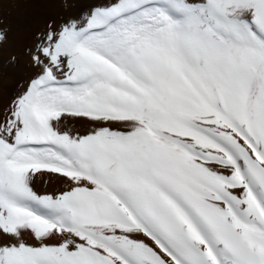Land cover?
Here are the masks:
<instances>
[{"label": "snow or ice", "instance_id": "6c2138e0", "mask_svg": "<svg viewBox=\"0 0 264 264\" xmlns=\"http://www.w3.org/2000/svg\"><path fill=\"white\" fill-rule=\"evenodd\" d=\"M40 7L19 66L0 25V264H264V0Z\"/></svg>", "mask_w": 264, "mask_h": 264}, {"label": "bare ground", "instance_id": "6f19581e", "mask_svg": "<svg viewBox=\"0 0 264 264\" xmlns=\"http://www.w3.org/2000/svg\"><path fill=\"white\" fill-rule=\"evenodd\" d=\"M46 12L40 7V0H0V25L9 30V49L18 54V66L25 62L20 53L28 32L39 27ZM14 79L13 75H0V92L12 90Z\"/></svg>", "mask_w": 264, "mask_h": 264}]
</instances>
